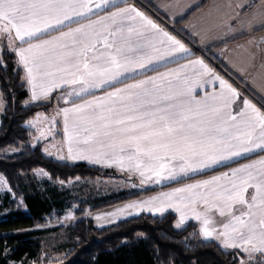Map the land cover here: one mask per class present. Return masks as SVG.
<instances>
[{
	"label": "crops",
	"instance_id": "1",
	"mask_svg": "<svg viewBox=\"0 0 264 264\" xmlns=\"http://www.w3.org/2000/svg\"><path fill=\"white\" fill-rule=\"evenodd\" d=\"M254 1L108 0L107 3H104V0H90L91 12L84 16L74 17L73 20L66 21L58 27L38 33L37 36L31 38L30 43L44 44L45 41H52L53 43L47 46L50 51L46 53V55H51V50L59 53L64 50L62 45L69 43L67 39H56L63 32L91 25V27L85 28L86 32H98L106 35L108 32H116L118 28H122L123 31L119 35L109 36L108 42L111 44L115 40L116 46L125 49L126 55L144 56L146 60L150 58L151 63H146L144 68H136L135 71L127 72L118 80L102 87H90L87 91H81L82 85L80 84H61L60 87L51 90L48 96H39V98H33L32 85L28 82L27 71L20 62L18 53L19 48L29 46V41L26 39L22 42L15 38L14 31L11 35L2 33V39L10 40L11 45L10 47L6 45V48L16 54L18 63L24 71V80L29 88V103H48L51 96L57 94L49 112L39 113H44L41 117H49L52 114L56 121L55 129L59 130L57 133H53L52 138L48 137L36 142L42 146L44 154L61 162L85 163L108 168L114 170L118 175L113 178L98 179L105 184L111 183L109 184L111 190L107 194L102 193L98 196V194H91L83 189L84 194L81 198L84 201L99 200L112 194L159 188L154 193L144 195L139 199L95 211L92 213V217L98 228H104L143 213L160 216L168 212H175L179 216L178 223L185 224L191 221L197 223L204 240L216 242L224 250H239L245 257L261 255L264 258V252L252 250L253 245L259 247L258 236L251 244H242L239 233L240 231L246 232V230L240 228L239 225H235L237 231L232 230V217L246 212V205L237 204L231 209L226 208V214L221 216L219 207H211V204L217 203L213 197H209V204H205L200 199V196L209 193L213 187L219 190V185H228L229 180L221 179L219 185L192 188L190 191H177L203 184L205 181H212L216 177H223L225 173L230 174L234 170L242 169L248 165H256L250 171L253 175H257L261 167L259 161L264 160V150L256 149L253 152L223 160L211 167L201 166L196 170L181 172L179 157L173 160L172 153H168L164 159L156 161L149 160L144 156L133 155L134 148L128 144L124 145L125 150L121 152L118 142L121 139L119 134L115 138L101 137L99 142H90L89 144L82 142L84 137L90 135V131L85 129L93 128L90 121L96 116L103 113L106 116H112L113 119L117 118L109 113L108 109L119 108L121 104L116 98L109 99V92L118 88H126L128 85L140 81L151 80V78H155V80L144 86L148 94L142 95L141 99L155 102L159 106L180 103L185 109V113L190 117L187 123H191L196 129H205L206 136H215L217 139L225 137L227 134L221 131L224 128L235 133L236 129L231 127L234 122L224 123V121L229 113L235 115L243 107L245 100L264 113V1L257 4H254ZM97 4L100 7H96ZM133 9L135 11H132ZM149 11H153L163 21L159 22ZM113 13L119 14L115 18V23L111 19ZM136 13L141 15L137 16ZM146 21H151L156 27L152 28ZM182 21L184 23L179 29L172 27L175 23ZM130 26L134 29L131 32H129ZM164 33H167V36ZM179 35L186 40L181 39ZM168 37L179 41L186 51L176 50L175 45ZM128 46L134 47L136 51L127 52ZM97 50V54L105 51L100 43L97 44ZM107 51L114 52L115 48ZM88 55L91 57L92 53L90 52ZM198 60H202L210 71L204 72V69L195 63ZM209 61L221 66L220 68L226 75L216 70ZM60 75L62 74L57 73L58 81ZM48 79L44 80L46 85ZM221 80L239 94L237 98H233L227 88L221 87ZM36 91L39 93L40 89L37 88ZM131 91L143 93L144 90L133 89ZM166 96L175 99L166 100L164 99ZM214 97L215 99H213ZM226 101L229 102L228 106L223 107L220 113H213L209 110ZM89 104L91 107L87 106ZM77 106L85 107L80 112L70 111L67 115V124H65L63 109H73ZM188 109H191V112H188ZM129 114L131 113H123V115ZM33 133L34 136L36 134L34 130ZM191 134L200 135L196 131ZM70 135L72 136L71 153L68 151ZM258 135L259 129L256 130L253 141ZM48 143L56 144L49 149L50 156L45 151ZM113 143L116 146L109 147ZM247 146L249 145L231 140L224 145H218L217 147L222 151L216 152L215 155L227 154L229 151ZM52 152L59 154L57 157L60 159ZM129 157L132 158L129 159ZM196 160L197 158H193L192 162L195 163ZM137 162L141 164L139 169L136 167ZM160 164H166L167 167L161 169ZM173 169L174 171H170ZM141 172L144 174L141 175ZM156 172H160V175H156ZM245 175L246 173H238L236 179ZM127 177L131 178L127 180L133 184L139 183L144 187L116 191L117 185L112 184V181H124ZM83 182L94 185V182ZM170 184L172 185L165 187ZM254 194L255 189L248 188L245 198L251 202V197ZM67 202L69 203V200ZM244 219H248V217L245 216ZM205 220L208 221L207 224H205ZM225 224L230 225L227 236L224 235ZM205 230L210 234L206 235ZM225 241H228L229 245L235 242L238 246H226ZM244 248H248L249 251H244Z\"/></svg>",
	"mask_w": 264,
	"mask_h": 264
},
{
	"label": "snow or ice",
	"instance_id": "2",
	"mask_svg": "<svg viewBox=\"0 0 264 264\" xmlns=\"http://www.w3.org/2000/svg\"><path fill=\"white\" fill-rule=\"evenodd\" d=\"M108 0H104L107 3ZM96 7H100L99 4ZM92 11L90 0H0V33L9 35L14 31L15 38L20 41H29L27 48L18 49L20 62L27 71L28 82L32 85L33 98L39 96H48L54 88L60 87L61 84H80L81 91H87L90 87H102L105 84H111L118 80L127 72L135 71L136 68H144L146 63H151V59H145L144 56H129L125 54V49L116 46L115 40L110 44L109 36L119 35L123 29L118 28L116 32H108L106 35L101 33H89L85 31L88 26H81L63 32L57 40L67 39L69 43L62 45L63 51L57 53L54 50L51 55H46L50 50L48 45L52 41H45L44 44H32L31 38L38 33L46 31L49 28L63 25L66 21L73 20L74 17L86 15ZM132 11H135L134 9ZM118 13H113L111 19L115 23ZM137 16L141 15L136 13ZM134 19V18H131ZM147 24L155 28L156 25L151 21ZM134 29L130 26L129 32ZM167 36V33H164ZM168 39L175 45L176 50L186 51L184 46L172 37ZM102 44L103 52L97 54V44ZM115 48V51H107ZM40 50V51H37ZM132 46L127 47V52H135ZM92 53L89 57V53ZM55 61V63H53ZM199 64L204 72L210 69L203 64L202 60L195 62ZM57 73H60L59 81L56 79ZM68 77V78H65ZM48 79L47 85L44 83ZM217 79H219L217 77ZM151 80L140 81L130 84L126 88H118L108 93V98H116L121 107L109 108L108 112L116 116H106L103 113L96 116L92 121L90 135L83 138V143L99 142L101 137L115 138L118 134L121 139L120 151L123 152L124 145L128 144L134 148L133 155L144 156L149 160L160 161L168 153H172V159L179 157L180 171L196 170L197 167H211L219 164L223 160L231 159L234 156H240L243 153L253 152L256 149L264 150V113H261L254 105L248 101L243 102V107L235 115L228 114L224 123L232 121L231 127L236 129L235 133L228 131V128L221 129L227 135L220 139L215 136H206V130L203 128L196 129L191 123H187L190 117L185 113V109L180 103H169L159 106L155 102H147L141 99L142 95H147L148 91L144 86ZM222 88H227L233 98L238 97V93L231 88L225 81L221 80ZM37 88L40 92L37 93ZM133 89H142L141 92H132ZM127 93V95H124ZM166 100H174V97L166 96ZM215 99V97L213 98ZM229 102L222 105H216L209 110L213 113H220L223 107H227ZM91 107V104L87 105ZM85 106H77L73 109H63L65 115V124H67V115L70 111L80 112ZM131 113L123 115V113ZM191 112V109H188ZM259 129V135L255 141L253 136ZM67 131V128H66ZM199 132V136H194L192 132ZM231 140H236L240 144L249 145L238 150H232L227 154L215 155L216 152L222 151L218 145H224ZM72 136H69V153L72 152ZM116 144H110L109 147H115ZM163 153V155H161ZM132 157H129L131 159ZM193 158H197L193 163ZM261 165L257 175H253L250 169L256 165H248L242 169L234 170L232 173H225L223 177H216L212 181H205L203 184L189 186L188 189H178L177 191H190L192 188H201L208 185H219L221 179L229 180L228 185H219V190L213 187L211 191L200 199L209 204V197H213L217 203L211 204V207H219L220 215L226 214L225 209H231L235 205H246L247 211L242 212L239 216L232 217V230L237 231L235 225H239L245 231H240L242 244H251L254 239L259 237V247L253 245V251L264 252V160L259 161ZM136 167H141L137 162ZM159 167L164 169L166 164H160ZM170 171H174L170 170ZM238 173H246L236 179ZM144 173L141 172V175ZM160 175V172H156ZM248 188L255 189V194L251 197V202L245 198ZM247 216L248 219H244ZM208 221L205 220V224ZM225 233L230 228L229 224L224 225ZM205 234L210 233L205 230ZM226 246L237 247L233 242L230 245L225 241ZM244 251H249L244 248Z\"/></svg>",
	"mask_w": 264,
	"mask_h": 264
},
{
	"label": "trees",
	"instance_id": "3",
	"mask_svg": "<svg viewBox=\"0 0 264 264\" xmlns=\"http://www.w3.org/2000/svg\"><path fill=\"white\" fill-rule=\"evenodd\" d=\"M262 1L255 0L254 4ZM149 13L163 21L153 11ZM183 23L172 27L179 29ZM209 62L226 75L221 66ZM0 95L5 99L0 124V173L10 189L0 194V264H242L246 259L239 250H224L216 242L204 240L193 221L177 227L178 217L173 212L160 216L143 213L104 228L96 227L87 214L139 199L159 188L80 201L71 224L47 229L48 224L61 222L68 205L58 188L60 183L118 175L108 168L54 160L44 154L40 144H32L34 133L28 121L40 112H49L57 94L48 103H29L24 71L16 54L6 47L0 53ZM7 151L14 154L3 155ZM39 169L49 176L43 192L31 190L25 180ZM51 231L65 233L61 246L64 255L59 259L43 254L42 242ZM250 264H264V258Z\"/></svg>",
	"mask_w": 264,
	"mask_h": 264
},
{
	"label": "rangeland",
	"instance_id": "4",
	"mask_svg": "<svg viewBox=\"0 0 264 264\" xmlns=\"http://www.w3.org/2000/svg\"><path fill=\"white\" fill-rule=\"evenodd\" d=\"M1 35H2V33H0V53L2 52L3 47H6V45L8 47H10V45H11L10 40L2 39ZM4 107H5V99L2 95H0V124H1V119H2V115H3ZM52 111H55V110H52ZM38 114L36 115V117H34L32 120L28 121V123H27V126L30 127L31 129H33L36 133L33 136V141H32L33 145H35L36 142H38L39 140H45L48 137L52 138L53 133H57L59 131V130L56 131V129H55L56 121L53 118L52 114L49 117H47V116L41 117L42 114H44V113H41L39 115ZM54 146H56V144L51 145L50 143H48L46 145L45 151H46L47 155L50 156L49 149L53 148ZM13 154L14 153L11 151L3 152V155H13ZM53 154L56 157L59 155V154H55V153H53ZM58 159H60V158H58ZM121 174H124V173H121ZM121 176H123V175H121ZM108 178H110V177H108ZM99 179H106V178H99ZM127 179H131V178L127 177L126 180H124V181H117V182L112 181V184H114L115 186L117 185L116 191H119V190L124 191V190H129V189H134V188L142 189L144 187L142 184H139V183L133 184L132 182H130ZM25 180H26L27 186H29L31 190L37 189L38 191L43 192L44 185L46 184V182L49 181V176L45 170L39 169V170L34 171L31 175L26 176ZM83 181L94 182V185H88V184L84 183ZM107 182H110V181H107ZM109 184H111V183L105 184V183H102V180H98V179L91 180V181L90 180L75 179V180L68 182V183H60L58 185V188L60 191L62 190L61 192H63L65 198L67 200H69V203H68V206L63 213L61 222L55 223L53 225L48 224L47 229L53 230L59 226H67L75 220V216H74L75 210L80 207V201H84L81 198L84 194L83 189L88 191V193H91V194L95 193L96 195L98 194V196H99L102 193L107 194V192H109L111 190V188L109 187ZM138 185H140V186H138ZM9 191H10V189H9L8 183L5 179V177L3 176V174L0 173V194H5L6 192H9ZM139 191H144V190H139ZM112 195H117V194H112ZM109 196H111V195L100 198L99 200L107 198ZM74 200L75 201L77 200V203H78L77 205L75 204ZM92 200H89L86 202H90ZM70 202H71V204H70ZM94 212L87 211V214H88V216L92 217V213H94ZM173 213H175V212H173ZM177 217H179V216L177 215ZM92 219H93V217H92ZM183 225L184 224L177 223V227H179V228L182 227ZM64 241H65V233H63L61 231H55V232L51 231L50 233H48V235H46L44 237V240L42 242L43 254L46 256L47 255L51 256L52 258H57V259L63 257L64 250L61 248V246H62ZM260 257H262V256L258 255V257L257 256L246 257V259H244L242 261V264H250L252 261H254Z\"/></svg>",
	"mask_w": 264,
	"mask_h": 264
}]
</instances>
